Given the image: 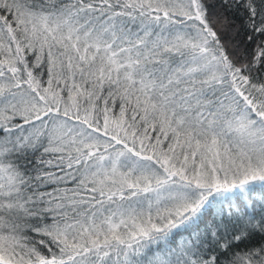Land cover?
Returning <instances> with one entry per match:
<instances>
[{
  "label": "snow or ice",
  "instance_id": "snow-or-ice-1",
  "mask_svg": "<svg viewBox=\"0 0 264 264\" xmlns=\"http://www.w3.org/2000/svg\"><path fill=\"white\" fill-rule=\"evenodd\" d=\"M0 264H264V0H0Z\"/></svg>",
  "mask_w": 264,
  "mask_h": 264
}]
</instances>
